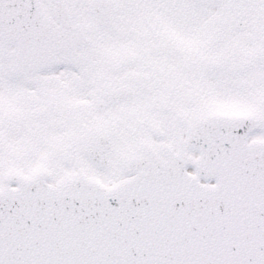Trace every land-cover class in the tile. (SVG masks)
<instances>
[{
  "label": "snow or ice",
  "instance_id": "obj_1",
  "mask_svg": "<svg viewBox=\"0 0 264 264\" xmlns=\"http://www.w3.org/2000/svg\"><path fill=\"white\" fill-rule=\"evenodd\" d=\"M0 264H264V0H0Z\"/></svg>",
  "mask_w": 264,
  "mask_h": 264
}]
</instances>
